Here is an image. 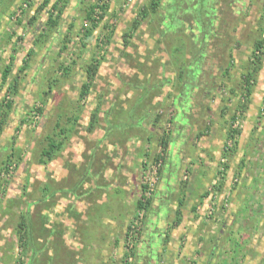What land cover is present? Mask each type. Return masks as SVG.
I'll use <instances>...</instances> for the list:
<instances>
[{
	"label": "rangeland",
	"instance_id": "obj_1",
	"mask_svg": "<svg viewBox=\"0 0 264 264\" xmlns=\"http://www.w3.org/2000/svg\"><path fill=\"white\" fill-rule=\"evenodd\" d=\"M42 1L0 0V77L11 66L7 83L0 79V264H264L262 177L255 182L264 166V49L260 60L253 56L264 29V0H208L197 14L190 12L196 0H160L143 21L138 12L150 8V0H106L96 24L85 16L97 0H67L63 8L52 0L56 18L62 9L52 30L46 27L50 9L39 10ZM183 3L185 24L167 20L171 31L163 20L177 17ZM202 11L215 21L214 30L196 52L200 31L193 22ZM93 24L86 41L85 30ZM192 43L197 46L190 49ZM94 61V83L78 112L85 70ZM250 71L246 111L236 112L231 122L238 102H246L241 75ZM166 101L178 104L169 108ZM158 104L162 113L155 111ZM122 121H139V128L111 127ZM202 125L207 133L197 137ZM229 126L239 133L236 150L224 159ZM163 135L170 136L164 153L169 166L162 164V173L153 177V164L162 163L156 155ZM48 136L62 140L64 150L43 165L38 156ZM99 155H107L108 165ZM206 156L214 165L207 180L195 171ZM99 167L110 175L101 177ZM168 167L172 172L164 179ZM84 172L89 178L79 182ZM163 183L173 194L166 199ZM43 186L50 192L41 191ZM187 193L194 194L190 203ZM137 200L147 204L141 211ZM100 209L103 223L95 218ZM21 214L28 215L32 234L22 242L16 235ZM68 225L83 242L76 251L58 246L54 233L45 238L47 228ZM27 240L33 251L20 245Z\"/></svg>",
	"mask_w": 264,
	"mask_h": 264
},
{
	"label": "trees",
	"instance_id": "obj_2",
	"mask_svg": "<svg viewBox=\"0 0 264 264\" xmlns=\"http://www.w3.org/2000/svg\"><path fill=\"white\" fill-rule=\"evenodd\" d=\"M56 2L62 3L61 7L63 8L66 5L67 0H57ZM199 2H201L200 6H199ZM159 5H160V0H150V6H149L150 8L142 7V9L138 12L139 19L142 20V21L145 20L150 14H153L156 11V9L158 8ZM193 5L194 6L190 9L191 10L190 12L193 13L194 11L195 12L198 11V12H196V14H197V13L200 12V9L199 8H201L202 6H207V1L206 2H203V1L199 0L198 3H197V0H196V2ZM57 6H58L57 3L53 4L52 3V0H43L41 6L39 8V10H42L44 8H47V7H48V9H50L49 10L50 12L49 11L47 12L48 18H47V21H46V27L48 28V30H52V29H54V28L57 27V20L59 19V16L61 15V12H62V9H58V12L59 13H58V17L56 18V14H54L53 12L56 10ZM196 6H197L198 9H196ZM107 8H108V5L105 4L104 0H97V3H95V5H93V6H91L89 8V11H87L86 16H85V20L92 21V23H95L96 24L99 20H101L103 18V15L105 14ZM97 10H100L101 13H97ZM210 11H211V9H210ZM181 13H182V11L181 10H178L177 17L171 18L170 21L171 22H177V25H180V23L182 21V18H183V15L182 14H184V13H182V14ZM202 13H203L202 14L203 17H200V19L198 18L199 15H196V20L195 21H196V23L199 22L198 24H204L205 19L209 16L208 15L207 17H205V15H204L205 11H202ZM92 14H97V16H98L99 19H92ZM138 17H137V19H134L133 20V23L131 24V25H133V29H135L136 26L139 24ZM200 26H197V27H198L199 30L201 29V32H203V28L200 27ZM182 27H183L182 25L179 26V27H177L176 28V32H178V30L180 28H182ZM93 28H95V25L94 24L92 25V27H89L88 29L85 30V32H86L85 33L86 34V41L90 37H92ZM168 29L171 30L170 27ZM172 29H174V28H172ZM263 32H264V29H263V31L260 32V36H259L258 39H256L255 44H254L253 56L257 60H260V59H258L259 54H263L264 38L261 37V34ZM203 33H205V30H204ZM203 33H200V36H199L200 37V40H199L200 43L198 44V47L196 49V52L202 51V49L205 47L203 43H204L206 37L205 38L203 37ZM178 36H181V35H178ZM124 38L125 37H123V40H124ZM106 39L109 40L110 39L109 36H106ZM181 43L183 44V41H181ZM123 44H126V42L124 41ZM196 46H197V43H192L190 45V49L193 48V47H196ZM190 49H189V51H191ZM177 50H178V48L176 49V51ZM230 57L231 56H229V58ZM186 59H184V60H186ZM98 66H99V62L94 61L93 63L89 64L88 67L85 70V74H86L85 75V80L83 81V83H82V85L80 87V92H79L78 100H77V102L75 104L77 106V111L78 112H79V108H80V105H81L80 104L81 100L84 99V97H86L88 95V92H89L90 88L93 86V83H94V79H95V76H96V73H97V67ZM23 69H25V68H22L21 70H23ZM10 70H11V66L10 65H7L3 69V71L1 72L0 79H1L2 85L7 83V78L9 76V74H10ZM241 76L243 77V79H241V84L240 85H241V87L243 86V90L245 89L244 92H242V97H243L242 99L245 98L244 100L246 102L245 103H243V101H241V103L238 102V104L236 106V109H234V113H233V115L230 118L231 119V122L234 121V118H235L234 115H235L236 112H239V113L242 112L243 113V112L246 111V107H247V104H248L247 103L248 102L247 101V99H248L247 97L249 96V92H250V85H251L250 84V80L252 78V72L250 71L248 73L242 74ZM15 85H16V82L14 81V83L11 86V88H14ZM163 85L164 84H162V83L158 84V86H163ZM231 91L233 92V90H231ZM14 92H15V90H14ZM167 96H170V95H167ZM166 103H167V101H166ZM167 104H168L167 107H169V108L172 107L173 108V106H175L178 103L175 104L174 101H173V102H168ZM160 105L161 104H158V106H160ZM162 106H164V105H162ZM154 107L156 108V106H154ZM6 108H10V105L7 104ZM160 109H161V106L158 109L156 108L155 111L157 112ZM224 109H222L221 112L224 113ZM159 113H162V109H161V111ZM159 113H157V114L160 115ZM157 114L155 116H152L156 120H158L157 117H159ZM4 116H5V114H4ZM1 121H2V119H0V131L2 130L1 128L3 127V124H4V123H1ZM94 121H97V117L95 119L93 118L92 120H90V125H89L90 128H92V125H93L92 122H94ZM168 122L169 123H173L172 122V119H169ZM176 122H180V118H178L176 120ZM132 124H136L137 125V128H139V125H138L139 124V121H137L136 123H134V122L133 123H129L128 121H125V122L122 121L120 125H112L111 127H114L115 129H118V130L119 129L122 130V128H126V127L129 128L130 125H132ZM56 125L58 126V124H56ZM184 125L185 124H183L181 126H184ZM119 126H121V127H119ZM207 130H208V127H204V125L200 126V131L198 133H196L197 137L203 136L205 133H207ZM58 133H64V131L63 130H59ZM238 133H239V130H237V129L236 130L235 129H231V126L228 127V129L226 131V140L227 141H230L231 144H233V148H227L226 147V144H227L226 142L227 141H225L224 149L222 150V157L224 159L227 158V156H229L228 152L231 154L232 152H234L236 150L237 141L235 140V135H238ZM46 140H47V148L46 149H45V147L42 148L41 151L39 152L40 154L38 156V162L41 163V164H43V165H44V163L51 162L55 158L57 152H59V150L61 149L62 142H63L62 140L57 141V139H56V141H54V138L51 137V136H48L46 138ZM148 140H151V137H149ZM169 140H170V136L169 135H163V136L159 137V144H160L159 146H161L162 150L160 151V153H159L160 155L159 156H158V154L156 155V158H157V161L156 162L160 161L162 163H160L158 166H157V163L156 164H153V165L156 166L155 167V171H154L153 167H151L150 170L151 171H154L153 177H158L162 173V171H161L162 164L163 165H166V162L169 163L168 157H166V158L164 157L165 156L164 153L166 152V150L168 149V146H169L168 145ZM158 158L161 159V160H158ZM168 163L166 165V168H167V166H169ZM2 165H3V170H6L7 162L6 161L3 162ZM145 186H146V190H147V188L149 190L148 183H146ZM41 191H43L45 193H49L50 192V188L43 186V188L41 189ZM151 194H153V193H151ZM143 196H145V195L143 194ZM150 199L149 200L147 199L146 200L147 201L146 203H150ZM182 201H180V203ZM146 205L147 204L142 203L141 200H137V202L135 204L136 211L137 210L138 211H141L142 209L145 208ZM21 215H23V216L20 217V222L18 223V226H17L16 235L18 236L19 240L22 242V241H24L25 238L30 239V236H32V234L29 231V229H30V226H29L30 223L27 220L28 215H24V214H21ZM51 231H52V233L56 234V231H53L52 229H48L47 228V230H46L47 233H45V238H50V236H51V233L50 232ZM21 242H20V245L22 247L28 246L29 249L33 251V246L30 244V240H27V243H24L23 242L21 244ZM33 253H35V252H33ZM15 264H23V263H20L19 261H17Z\"/></svg>",
	"mask_w": 264,
	"mask_h": 264
},
{
	"label": "crops",
	"instance_id": "obj_3",
	"mask_svg": "<svg viewBox=\"0 0 264 264\" xmlns=\"http://www.w3.org/2000/svg\"><path fill=\"white\" fill-rule=\"evenodd\" d=\"M128 11H126V13H127ZM154 90H155V88H154ZM119 92V91H118ZM161 98V97H160ZM75 108L77 109V106L75 105ZM105 115H107V113H105ZM108 116V115H107ZM75 120V119H74ZM73 120V121H74ZM72 121V122H73ZM77 123H79V122H77ZM60 136H62L63 134H59ZM64 150V147L63 148H61L60 150H59V152H57V154H56V156L58 157V155L62 152ZM99 158L101 159V158H103V159H105V162H104V165H103V167L105 166V165H108L107 164V155H103V156H101V155H99ZM202 161L203 160H201V161H199V166H201L200 168H201V170L200 171H198L197 169H195V171H197V173L199 172L200 174H199V177H202V178H205L206 180H207V178H208V176H209V173L210 172H208V171H210L211 170V172L213 173V171H214V165H211V163L210 162H208V163H206V161H210L209 160V157H205V161H204V163H202ZM263 162H264V160H262ZM99 164H101V161H99ZM204 164H205V167H204ZM102 167V168H103ZM101 167H99L97 170H99V169H101V171H100V176L101 177H103V178H105L107 175H110L108 172H107V168L105 167L104 169V171H103V169H102ZM212 168V169H211ZM171 170V169H170ZM169 170V167H168V169H165L164 170V179H166V178H168L167 176H169V173H171L172 172V170L170 171ZM258 171V170H257ZM103 172V174H101ZM256 174H258V176H256L257 178H255V182L257 181V179L258 178H261L260 180H261V184H260V189H262V190H264V166H262V169L259 171V172H257ZM86 175V173L84 172L83 173V175L79 178V182H83L84 180H88V178H89V176H85ZM198 175V174H197ZM261 176V177H260ZM101 177H100V179H101ZM167 181V180H166ZM164 182V183H167V182ZM169 181V180H168ZM202 180H200L199 181V187L198 188H200V189H204V183L203 184H201L202 182H201ZM255 182L252 184V185H250V183H249V185H250V187H253L254 186V184H255ZM164 183H163V186H164ZM168 184H171V183H168ZM171 187H170V185H167V184H165V186L163 187V189H162V191H163V193L164 194H162V196L164 197V199H166L167 197H171L173 194H171L172 193V190L170 189ZM194 188H191L190 187V190H193ZM264 192V191H263ZM192 194V193H191ZM189 194L188 195V193H187V195H186V199H184V200H186V201H188L189 203H190V201L189 200H191L192 198H193V196H194V194ZM188 196V197H187ZM181 199H183V197L182 198H179V200L178 201H180ZM62 201V200H61ZM69 201H71L69 198L67 199V202H69ZM181 204H183V202H181ZM160 205V204H159ZM102 212V210L100 209V211L99 212H97L96 213V219H97V221L99 220V219H101L100 220V223H103V214L101 213ZM71 213H75V212H71ZM70 213H68L67 215H65L66 216V218L67 217H69L70 218V216H68ZM81 217V216H80ZM79 217V218H80ZM63 218V217H62ZM65 218H63V220H64ZM71 219V218H70ZM68 220V219H67ZM108 221V219H107V217L106 218H104V222L106 223L107 221ZM47 221H49V219L47 218ZM64 221H66V220H64ZM53 225H56L55 224V220H53ZM70 228L69 229H62V230H55L56 231V237L59 239V245L58 246H62V248L63 249H69V251H71V250H73V251H76L77 250V248L78 247H80L81 246V244L83 243V242H81L80 241V239H77V234H75V232H74V230L75 229H73V226H71V225H68ZM92 229L93 230H95L94 229V227L92 226V227H89L88 228V230L90 231V239H92L93 240V238H94V234H93V232H92ZM51 233V235H53V233H52V231L50 232ZM79 235V234H78ZM78 241V242H77ZM86 242H87V244L90 242V243H92L93 241H91V240H85ZM88 244V245H91V244ZM71 244V245H70ZM144 247H145V245H144ZM140 248H141V246H140ZM87 249L89 250H91V247L90 246H88L87 247ZM64 251H66V250H64ZM101 252V251H100Z\"/></svg>",
	"mask_w": 264,
	"mask_h": 264
},
{
	"label": "flooded vegetation",
	"instance_id": "obj_4",
	"mask_svg": "<svg viewBox=\"0 0 264 264\" xmlns=\"http://www.w3.org/2000/svg\"><path fill=\"white\" fill-rule=\"evenodd\" d=\"M192 1V0H191ZM207 2H208V0H207ZM171 4V3H170ZM185 6V3H183V4H181L179 7H178V9L179 10H181L182 11V13H184V14H182L183 16L185 15V14H187L188 13V9H187V7H184ZM186 8V9H185ZM211 9V11H214V9H213V7H211L210 8ZM167 11H168V9H167ZM178 12V11H177ZM168 13H169V11H168ZM171 15V14H170ZM209 15V14H208ZM179 18V17H178ZM170 19H171V17L169 16H167V17H165V20H163V25L165 26V27H167V28H169V27H171V24H170V22H169V24L167 23V20L168 21H170ZM184 21H186V20H184L183 18H182V21H181V23L180 24H185V22ZM214 22L215 21H213V19H211V17H208L207 18V21L206 22H204V24H198V23H196V21H194L193 23L196 25V26H200V27H202L203 28V32H204V30H206L207 32L206 33H203V32H201V29L199 30L200 31V33H203V37L205 38V37H207V35L209 34V32H213V30H210V28H211V26H214ZM205 26V27H204ZM208 28V29H207ZM198 36H200V34H198ZM196 39V38H195Z\"/></svg>",
	"mask_w": 264,
	"mask_h": 264
},
{
	"label": "built area",
	"instance_id": "obj_5",
	"mask_svg": "<svg viewBox=\"0 0 264 264\" xmlns=\"http://www.w3.org/2000/svg\"><path fill=\"white\" fill-rule=\"evenodd\" d=\"M106 0H104V2H105ZM153 183H152V181H151V179L149 180L148 179V187H149V190H151V187L153 186L152 185Z\"/></svg>",
	"mask_w": 264,
	"mask_h": 264
}]
</instances>
